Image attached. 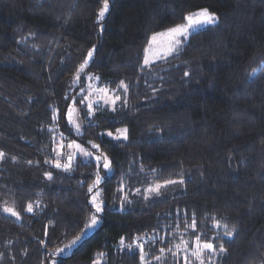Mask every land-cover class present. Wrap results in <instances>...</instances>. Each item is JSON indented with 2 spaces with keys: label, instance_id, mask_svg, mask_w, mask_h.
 <instances>
[{
  "label": "trees",
  "instance_id": "trees-1",
  "mask_svg": "<svg viewBox=\"0 0 264 264\" xmlns=\"http://www.w3.org/2000/svg\"><path fill=\"white\" fill-rule=\"evenodd\" d=\"M102 6L0 0V264H142L141 245L145 264H185L174 245L192 244L185 224L193 218L202 239L227 249L215 264H264V0H109L98 21ZM205 7L217 14L215 25L142 65L153 33ZM85 75L122 100L92 116L80 106L77 132L65 114ZM124 128L127 139H117ZM73 140L98 145L109 170L79 156L57 168ZM148 171L157 183L177 181L162 189L171 194L124 201L123 185L131 194ZM93 216L99 225L81 238Z\"/></svg>",
  "mask_w": 264,
  "mask_h": 264
},
{
  "label": "snow or ice",
  "instance_id": "snow-or-ice-1",
  "mask_svg": "<svg viewBox=\"0 0 264 264\" xmlns=\"http://www.w3.org/2000/svg\"><path fill=\"white\" fill-rule=\"evenodd\" d=\"M103 6L100 8L98 14H97V20H101L104 16L105 13L109 10V0H102ZM183 20L186 21V23H179L175 24L172 27L167 28L165 31L162 32H156L153 33V35L149 38V45H152L156 43L158 37H167L168 38V43L167 46L159 49V50H153L151 47H146L144 49L145 52V58H144V64L148 65L152 61L149 59V54L152 55L153 59H160L164 58L167 56L172 55L173 53L177 52L180 47L184 44L185 41L189 39L190 34L193 33L195 29H197L200 26L203 25H215L218 21L217 14L215 12H212L209 10V8H200L195 12H190L186 16L183 17ZM95 46H93V49H90L87 53V56L84 58L83 63L79 66L77 69V72H83L85 67L89 64L90 59L93 57V51H94ZM256 69H253V72H255ZM185 76H188L189 73L185 72ZM95 79H99V77H95ZM80 77L77 75L74 78V83L79 82ZM89 89H91L89 95L83 96L82 99L79 101L76 100L75 97L72 98V103L68 105L67 108V113H66V118L67 121L70 125H72L77 132L80 130V124L76 122L74 119V114L77 112V108L75 105L79 103L81 106L86 105L88 109V116H92L94 112L96 111V108L94 105L99 104L101 101L104 104H108L112 106V110L115 111V105L117 104L118 101H121L122 98L119 95H113L112 93L115 92V90H110L108 88H93L92 85L87 86ZM120 88H124L125 92L127 91V86L124 84L123 81L120 82L118 85ZM85 89L81 88V92H84ZM67 99V97H66ZM126 103V101H124ZM56 118V114L54 112L53 119ZM127 129H116V132L118 133V136L116 137L117 139L119 138H124L127 139ZM63 135V134H61ZM108 136H113L112 132L107 133ZM91 144V141H89ZM69 148H75L77 152L82 154L83 156L86 157H91L92 152L88 151L85 149L82 145L77 144L75 141H72L70 144L67 145ZM63 145H61V148ZM92 148L98 149L99 146L96 144H92ZM58 155L60 154L59 152L57 153ZM76 153L73 152L68 156L69 163L66 164H60L59 162L56 163L57 168L63 167L65 170H67L70 167V162L72 159H74ZM0 156H3V153H0ZM95 160L99 164L101 160L103 161V167L105 169L110 168V162L108 160L107 156H104L103 154L96 156ZM49 178H51L50 173H46ZM100 182V177L99 174H97L96 181L94 184L89 186V191L91 192L93 188L99 184ZM182 183V181H180ZM172 183H177V181L173 180H168L165 181V184H172ZM163 185L157 184L154 187L150 189L151 192H158L159 189ZM99 195V192H97V196ZM96 197H93V204L96 208L97 212L101 211V208L99 205H96L95 203ZM3 211L6 213H10L13 216H16L19 218V213L16 212L13 208L5 206L3 208ZM26 211L31 212L33 211L32 205L29 204L26 208ZM97 218L95 216L92 217L91 222L87 225H85V228L92 227L96 224ZM214 227H223L224 228V235L227 237H232L233 236V230L228 229L227 225H220L219 221L214 222ZM198 228V223L195 220V218L192 219L191 223L185 224V230L191 229L192 234L194 236V239L192 241V244H189L187 241H184L181 239L179 244L174 245V247L177 249V251H183L187 253L184 256L185 264H208V261L211 260L212 264H215V255L217 254H224L227 249L224 247V245L221 243L217 245L214 243L212 240H204L202 239L201 235L196 231ZM83 231V229H82ZM77 240L79 237L76 238ZM123 239V238H122ZM76 241L74 240L72 243H75ZM128 248H131L132 245H127ZM57 251H61L60 249H57ZM140 251H141V262L142 264H145V256L146 253L143 251V246H140ZM161 253L165 251V249L160 250ZM168 251H171V248L168 249ZM176 255L177 253H173ZM100 256H103V253L99 254ZM154 259L159 260L160 257H154ZM93 264H99V261H94Z\"/></svg>",
  "mask_w": 264,
  "mask_h": 264
},
{
  "label": "rangeland",
  "instance_id": "rangeland-1",
  "mask_svg": "<svg viewBox=\"0 0 264 264\" xmlns=\"http://www.w3.org/2000/svg\"><path fill=\"white\" fill-rule=\"evenodd\" d=\"M106 13H107V12H106ZM106 13H105V15H106ZM103 18H104V17H103ZM184 23H186V21H185ZM206 26H209V25H203V26H200V27H198L197 29H195L194 31H197V30H199V29H201V28H203V27H206ZM164 31H165V30H164ZM194 31H193V32H194ZM161 32H162V31H161ZM152 35H153V34H152ZM152 35H151V36H152ZM151 36H150V37H151ZM150 37H149V38H150ZM167 43H168V38H167V37H158L156 43H154V44H152V45H149V39H148L145 48H146V47H151L153 50H159V49H162V48L166 47V46H167ZM145 48H144V49H145ZM144 58H145V52H143V56H142V65H145V64H144ZM149 59H150L152 62H155V61H158V60H160V59H162V58H160V59H153L152 55L149 54ZM152 62H151V63H152ZM149 64H150V63H149ZM88 85H92L93 88H108L106 85L99 84L98 81H97L93 76L85 75V76H84V85H83V87H82V88L85 89V91H84V92H81V88H80L79 91L77 92V94H76L75 96H72V98L75 97L76 100L79 101L80 99L83 98V96H85V95H89L91 89H89V88L87 87ZM108 89H109V88H108ZM112 94H113V95H116L115 92L112 93ZM72 98H71V101H70L69 104L72 103ZM80 106H81V105H80L79 103H77V104L75 105V107L77 108V112L74 114V119L76 120L77 123L80 124V127H81L80 112H79V108H80ZM85 106H86V105H85ZM94 107H95L96 110H97V109H100V108H103V107H110V105H108V104H104V103L101 101L99 104L94 105ZM86 108H87V106H86ZM66 113H67V110H66ZM65 118H66V114H65ZM66 122H67V124H68V125L74 130V131H76V129H75L72 125H70V124L68 123L67 118H66ZM57 134H58V139H57V140H58V143H59V144L57 145V151H58L59 153H61L62 150H63V147L61 148V145H62L61 133H59V132L57 131ZM73 141H75V140H73ZM71 142H72V141H68L67 143H65V146H64V147H66V152H67V153H66L67 155L65 156V158H66L65 161H66L67 163H69L68 155L72 154L73 152L76 153L75 157H76V156H79V157L82 158L83 160H89V159H93V160H95V157H96V156L101 155V154L99 153L98 149H94V148H92V144H89V145H83V144H81V143L75 141L77 144L82 145L85 149H87L88 151L92 152V156H91V157L83 156L82 154H80L79 152H77L75 148H69V147L67 146V145L70 144ZM75 157H74V158H75ZM95 161H96V160H95ZM96 162H97V161H96ZM101 163L103 164V161H102V160H101ZM70 164H71V162H70ZM107 170H109V169H107ZM153 172H154V171H148V172H147V175H145V184H144L142 187L135 188V189L131 192V194L129 193V191L127 192L126 184H124V185H123V190H124V191H123V193H122V198H123V200H124V201H125V200H128L130 196L137 197L138 199H142V201H145V200L149 199V198L152 197V196L154 197L153 199H163V198L168 197V196L171 194V190H169V191H163L162 189L166 187V186H165V185H166L165 182H162V183H161V182H159V183L155 182V181L153 180V176H152ZM157 184H160V185H163V186L159 189L158 192H151L150 189H151L152 187H154L155 185H157ZM172 184H175V183H172ZM170 185H171V184H170ZM178 190H179V189H178ZM180 190H181V188H180ZM93 197H96V198H97V194L92 193V195H91V203H92V206H93L94 210L96 211V208H95V206H94V204H93ZM95 203H96V205H99V204L97 203V200L95 201ZM99 207H100V205H99ZM96 213H99V212L96 211ZM9 214H10V213H9ZM95 217L97 218V222H96V224H95L94 226H92V227L84 228L83 232L81 233V238H84V237L90 235V234L96 229V227L99 225V223H100V219H99L98 216H95ZM90 222H91V221H90ZM90 222H89V223H90ZM89 223H88V224H89ZM81 238H79L78 240H77L76 238L73 239V240L71 241V245L69 246V248L71 249L72 247H74V246L80 241ZM74 240H75L76 242H75V243H72ZM68 252H69V251H68ZM65 253H67V252H64V254H65ZM181 254H182V258H183V262H184V254H183V251H181Z\"/></svg>",
  "mask_w": 264,
  "mask_h": 264
}]
</instances>
